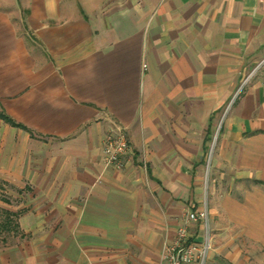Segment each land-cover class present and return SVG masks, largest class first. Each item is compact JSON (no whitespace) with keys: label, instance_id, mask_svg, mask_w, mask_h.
Here are the masks:
<instances>
[{"label":"crops","instance_id":"0c3cea01","mask_svg":"<svg viewBox=\"0 0 264 264\" xmlns=\"http://www.w3.org/2000/svg\"><path fill=\"white\" fill-rule=\"evenodd\" d=\"M263 58L264 0H0V264H164L205 202L264 264Z\"/></svg>","mask_w":264,"mask_h":264},{"label":"built area","instance_id":"2783aa9c","mask_svg":"<svg viewBox=\"0 0 264 264\" xmlns=\"http://www.w3.org/2000/svg\"><path fill=\"white\" fill-rule=\"evenodd\" d=\"M144 68H147L145 65ZM264 71V58L252 69L250 77ZM130 153V143L127 133L121 130L108 135L104 144V156L107 165L116 169L123 168V160ZM185 224L178 229L176 239L166 246L162 253L164 264H208L212 249L211 218L207 203L201 210L189 209L185 215ZM194 223L203 226V240L196 242L187 224Z\"/></svg>","mask_w":264,"mask_h":264},{"label":"trees","instance_id":"16d2710c","mask_svg":"<svg viewBox=\"0 0 264 264\" xmlns=\"http://www.w3.org/2000/svg\"><path fill=\"white\" fill-rule=\"evenodd\" d=\"M31 33V32H30ZM30 37L32 38V39H34L33 37H32V35L30 34ZM1 118H3L4 120H6V121H8V122H11L6 116H4V115H1L0 116ZM12 123V122H11Z\"/></svg>","mask_w":264,"mask_h":264}]
</instances>
